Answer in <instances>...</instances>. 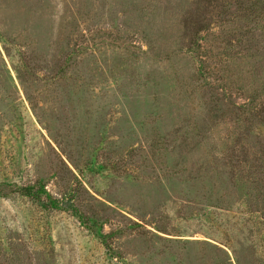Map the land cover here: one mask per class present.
<instances>
[{
  "label": "rangeland",
  "instance_id": "374dc122",
  "mask_svg": "<svg viewBox=\"0 0 264 264\" xmlns=\"http://www.w3.org/2000/svg\"><path fill=\"white\" fill-rule=\"evenodd\" d=\"M247 3L0 0V264H264Z\"/></svg>",
  "mask_w": 264,
  "mask_h": 264
},
{
  "label": "trees",
  "instance_id": "16d2710c",
  "mask_svg": "<svg viewBox=\"0 0 264 264\" xmlns=\"http://www.w3.org/2000/svg\"><path fill=\"white\" fill-rule=\"evenodd\" d=\"M243 1V0H240ZM261 8L262 12L264 11V0H249V3H247L245 6L239 5L238 6V10L240 13H238V18H241V20H248L250 22H254L256 21L258 18V12L259 9ZM264 13V12H263ZM260 20L262 21V23L264 24V14L260 15ZM224 22H222L220 25H218L220 27V30L225 31L227 27H225ZM264 29V26H263ZM249 30V29H248ZM204 32L203 29H198L197 34L201 35V33ZM197 42H195L196 44ZM203 47V45H198V47ZM201 64V63H200ZM55 204V202H54Z\"/></svg>",
  "mask_w": 264,
  "mask_h": 264
}]
</instances>
